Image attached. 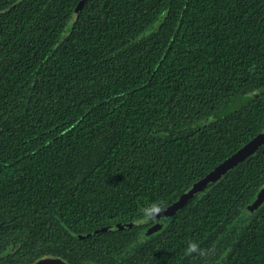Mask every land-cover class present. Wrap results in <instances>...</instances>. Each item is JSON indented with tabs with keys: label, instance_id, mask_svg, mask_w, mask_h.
<instances>
[{
	"label": "trees",
	"instance_id": "1",
	"mask_svg": "<svg viewBox=\"0 0 264 264\" xmlns=\"http://www.w3.org/2000/svg\"><path fill=\"white\" fill-rule=\"evenodd\" d=\"M80 1L0 0V264H264V146L140 211L264 132V0Z\"/></svg>",
	"mask_w": 264,
	"mask_h": 264
},
{
	"label": "water",
	"instance_id": "2",
	"mask_svg": "<svg viewBox=\"0 0 264 264\" xmlns=\"http://www.w3.org/2000/svg\"><path fill=\"white\" fill-rule=\"evenodd\" d=\"M87 0H81L78 7L81 9ZM264 146V132L258 134L251 141H249L246 145H244L241 149H239L236 153L230 156L227 160L222 162L218 167H216L212 172L203 177L199 182L194 184V186L185 194H183L178 201L172 204L169 207V211L172 215L177 214L179 211L183 209V207L190 201L195 198L197 194L204 192L207 187L212 184L218 182L227 172L231 169L242 163L244 160L248 159L252 155H254L259 148ZM264 203V188L258 193L256 200L253 202L251 209L252 211L258 210V208ZM162 224H157L151 226L147 233L152 235L163 229ZM132 225L123 226L122 228H130ZM102 231H105L103 229ZM35 264H67L61 259L58 258H45L39 260Z\"/></svg>",
	"mask_w": 264,
	"mask_h": 264
},
{
	"label": "rangeland",
	"instance_id": "3",
	"mask_svg": "<svg viewBox=\"0 0 264 264\" xmlns=\"http://www.w3.org/2000/svg\"><path fill=\"white\" fill-rule=\"evenodd\" d=\"M246 212H248V213L242 217V221L243 222L242 223H237V226L244 225L243 223L249 222L251 220V218H252V216L254 214V211H252L251 206L247 208ZM172 218H173V215L170 213L169 210L166 209V210H163V211L157 213L156 214V219L147 220V221L143 219L141 221V223H143V224H145V223L147 224L148 223V224H151L152 226L157 225V224H162L165 227H167L168 224H170V222L172 221ZM148 229H147V231H148ZM147 231H145V233L143 234V236L145 237L144 240L146 239V237L153 236V235L159 233L161 230L156 232V233H154V234H152V235H149L147 233ZM141 241H143V239Z\"/></svg>",
	"mask_w": 264,
	"mask_h": 264
},
{
	"label": "clouds",
	"instance_id": "4",
	"mask_svg": "<svg viewBox=\"0 0 264 264\" xmlns=\"http://www.w3.org/2000/svg\"><path fill=\"white\" fill-rule=\"evenodd\" d=\"M163 208L161 203L158 201H153L146 204L143 208H141V215L144 220H154L156 219V214L161 211ZM197 245L195 243L189 244L188 251H195Z\"/></svg>",
	"mask_w": 264,
	"mask_h": 264
},
{
	"label": "flooded vegetation",
	"instance_id": "5",
	"mask_svg": "<svg viewBox=\"0 0 264 264\" xmlns=\"http://www.w3.org/2000/svg\"><path fill=\"white\" fill-rule=\"evenodd\" d=\"M123 227V226H122ZM122 227H120L122 229ZM131 228V227H130Z\"/></svg>",
	"mask_w": 264,
	"mask_h": 264
}]
</instances>
